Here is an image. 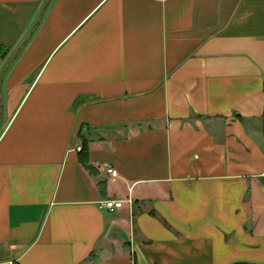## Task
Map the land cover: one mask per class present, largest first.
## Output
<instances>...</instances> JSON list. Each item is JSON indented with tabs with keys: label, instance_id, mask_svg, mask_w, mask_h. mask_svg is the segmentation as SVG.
<instances>
[{
	"label": "crops",
	"instance_id": "1",
	"mask_svg": "<svg viewBox=\"0 0 264 264\" xmlns=\"http://www.w3.org/2000/svg\"><path fill=\"white\" fill-rule=\"evenodd\" d=\"M45 1L0 0V76ZM41 23L3 80L0 264H264V0Z\"/></svg>",
	"mask_w": 264,
	"mask_h": 264
},
{
	"label": "water",
	"instance_id": "2",
	"mask_svg": "<svg viewBox=\"0 0 264 264\" xmlns=\"http://www.w3.org/2000/svg\"><path fill=\"white\" fill-rule=\"evenodd\" d=\"M52 0H46L45 3L43 4L42 11L35 22L36 24L33 26L31 29L30 33L26 37V39L23 41V43L16 49L15 54L5 63L4 68L2 70L1 76H0V129L2 127V122L4 119V113L5 110L3 108V96H2V89H3V84H4V77L6 73L10 70L11 66L16 62L17 58L23 53L24 49L28 46L30 43V40L32 39V36L35 34V32L38 30L40 25L42 24L41 22L43 21V18L48 11V7L51 4Z\"/></svg>",
	"mask_w": 264,
	"mask_h": 264
},
{
	"label": "trees",
	"instance_id": "3",
	"mask_svg": "<svg viewBox=\"0 0 264 264\" xmlns=\"http://www.w3.org/2000/svg\"><path fill=\"white\" fill-rule=\"evenodd\" d=\"M9 50H5L4 54H3V58H7L9 56ZM82 139V151L80 153V161H81V164H83L85 166L86 169H91V166L89 163V153H90V150H89V142L87 140V138L85 136H82V134L80 133L79 135Z\"/></svg>",
	"mask_w": 264,
	"mask_h": 264
},
{
	"label": "built area",
	"instance_id": "4",
	"mask_svg": "<svg viewBox=\"0 0 264 264\" xmlns=\"http://www.w3.org/2000/svg\"><path fill=\"white\" fill-rule=\"evenodd\" d=\"M108 172L113 176L117 177V171L109 169ZM124 201L107 200L102 203L103 208L108 210L110 213H115L117 210L122 209ZM131 203V201H129Z\"/></svg>",
	"mask_w": 264,
	"mask_h": 264
},
{
	"label": "rangeland",
	"instance_id": "5",
	"mask_svg": "<svg viewBox=\"0 0 264 264\" xmlns=\"http://www.w3.org/2000/svg\"><path fill=\"white\" fill-rule=\"evenodd\" d=\"M1 132V131H0Z\"/></svg>",
	"mask_w": 264,
	"mask_h": 264
}]
</instances>
